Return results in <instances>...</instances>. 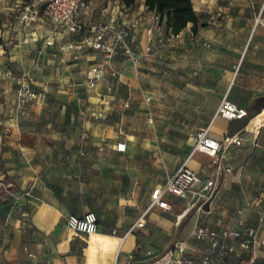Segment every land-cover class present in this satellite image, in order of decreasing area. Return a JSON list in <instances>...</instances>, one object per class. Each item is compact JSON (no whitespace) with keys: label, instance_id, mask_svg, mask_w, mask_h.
Listing matches in <instances>:
<instances>
[{"label":"rangeland","instance_id":"374dc122","mask_svg":"<svg viewBox=\"0 0 264 264\" xmlns=\"http://www.w3.org/2000/svg\"><path fill=\"white\" fill-rule=\"evenodd\" d=\"M46 2L0 0V85L5 93L0 95V111L5 103L13 108L16 123L9 131L12 126L17 128L16 141L23 143L21 152L29 159L0 160V177H4L0 179V221L7 213L26 211V199L38 201L50 194L49 190H56L58 195L65 188L74 187L83 180L86 169L89 177L100 172L117 174L124 192L131 185L143 189L144 185L153 188L166 183L182 160L197 152L194 133L208 127L205 123L212 119L223 95L228 92L238 103V99L248 96L243 82L250 68V50L247 48L245 53L244 49L253 43V33L264 29V0H251L249 4L241 0H213L217 8L208 14L214 15V19H202L208 25L198 35L188 33L177 38L163 34L164 40L172 42L168 46L171 57L163 54V79L157 76L162 75L161 70L152 71L148 64L140 63L137 72L125 54L108 59L100 51L89 49L87 53L92 56L101 54L99 62L109 73L96 88H91L85 85L82 69L73 67L72 60L67 59L68 51L73 50L67 49V42L79 45L83 38L67 33L52 37L51 22L44 16ZM86 3L87 0H82L83 9ZM143 33L144 30L138 36ZM227 40L231 43V53L226 48ZM45 46L55 50L49 56L51 62L37 70L29 63L33 59L32 51ZM223 62L230 66L226 83L224 74L228 72L224 73ZM115 65L124 71L123 82L114 80ZM28 72L32 91L44 93L45 97L19 103L20 89L27 83L24 74ZM67 75L71 79L63 85L60 81ZM129 79H136V85L131 87ZM130 88L141 96L139 103L128 101ZM60 90L70 91L69 97H73L56 98ZM146 96H151V103ZM255 111L250 110L249 115ZM113 122H119V127L115 126L117 134L111 142L93 147V128L111 127ZM134 123L147 131L137 137V144L130 146L128 138ZM119 140L128 142L127 152L115 151ZM68 141L70 147L66 145ZM83 147L90 151L89 155H81ZM32 156L46 160H40L44 164L39 165V160H30ZM50 157L53 160H47ZM38 173L37 179L26 177ZM60 173L71 176L63 177ZM202 214L206 213L200 217Z\"/></svg>","mask_w":264,"mask_h":264},{"label":"crops","instance_id":"0c3cea01","mask_svg":"<svg viewBox=\"0 0 264 264\" xmlns=\"http://www.w3.org/2000/svg\"><path fill=\"white\" fill-rule=\"evenodd\" d=\"M192 1L201 20L214 19V15L208 14L217 8L213 0ZM241 1L249 4L251 0ZM85 6L86 8L83 9L81 2L79 18L87 25V28L81 32L70 34L80 35L83 39L79 45H76L74 41H69L66 47L73 49L68 51L67 59L72 60L73 67L82 69V73L86 75V86H88L86 83L89 79L90 69L94 66L104 68L105 74L97 80L96 86L91 88H96L108 77L109 73L99 62L101 60L98 57L101 54L94 53L92 56L87 53L89 49L100 51L108 59L119 55H128L119 47H116L111 57L107 54L109 45L114 43V34L106 35V45L103 48L91 47L89 40L94 35L90 27L106 24L115 31H122L136 56L135 61L128 57L133 68L139 72L140 63L148 64L152 71L159 68L162 75L157 76L163 79V54L171 57V50L168 46L172 45L169 39V41L163 39V34L177 38H184L189 35L188 33L196 36L208 25L205 22L207 25L201 27L198 33L194 34L190 23L179 34H172L167 32L165 19L160 21L157 12L147 8L145 0H137L131 6H126L119 0H87ZM142 30L144 33L138 36ZM243 33H245L244 30ZM253 35L255 36L253 43L244 49L245 53L250 50L248 62L250 68L247 71L245 82H243L249 94L242 100L238 99V103L232 100L227 92L223 95L219 106L223 98L228 95L232 101L250 111L256 101L264 96V39H261L264 38V29H259ZM226 48L231 53L229 40H227ZM247 48L249 49L247 50ZM53 50L55 47L52 46H45L42 50H33V59L29 63L37 70L43 68L46 63L51 62L49 56L53 54ZM93 60H97V62L90 63ZM157 62L160 64L157 65ZM229 67L226 62L222 63L224 73L228 72V74H224V83L231 74ZM114 69L112 73L116 83L123 82L124 71L117 65ZM127 77L126 74V79H128ZM70 79L71 77L67 75L60 83L65 85ZM129 85L131 87L136 85V79H129ZM230 86L231 83L227 89ZM1 87L2 85H0V95L2 96L5 93L2 92ZM129 90L131 92H129L128 101L132 99L139 103L141 96L136 92L132 93V88ZM56 93L55 97L58 99L67 100V98L73 97L72 95L69 97L70 91L60 90ZM44 97V93H35L32 100L40 101ZM146 100L151 103V96H146ZM135 118L136 116H134ZM14 123H16V116L13 115V108L10 109V105L5 103L0 111V160H29L21 152V149H24L23 143L20 144L16 141L19 135L17 128L12 126L11 132L9 131L10 126ZM205 124L208 126L205 129L212 137L222 141L228 136L230 121L218 114V109L212 119ZM115 126L118 128L119 122H113L111 127L110 125L105 128L94 127L91 132L94 136L92 146L98 148L104 141L111 142L117 134ZM130 130L128 138L130 146L137 144V137L147 131L145 127L142 128L137 123H134ZM195 133L194 141L196 142ZM238 137L241 138L242 143L231 145L223 153L220 171H217L215 158L204 152H194L182 160V164L187 161V166L200 174L205 181L216 180L217 191L211 200L209 210L199 211L197 210L198 205L194 206V201L167 193L165 199L168 201L170 209L164 210L159 206H153L145 217V225L142 228L131 230L139 216L149 208L153 190L157 186L163 185V182L153 188L150 185H144L143 189L139 185H133V187L131 185L130 189L124 192L117 174L100 172L89 177L86 169L82 174L83 180L74 187H67L58 195L56 190H49L50 194L38 201L26 199V211L21 210L16 213H7V216L4 215L0 221V264H149L154 256L161 255L175 242H184L187 249L192 252L199 247L209 248L208 244L196 241L191 234L195 223L200 218H205L201 221L217 232L235 227L238 219L243 218L257 229V238L260 241L264 240V129L257 132L248 127L242 130ZM118 142H126L125 152H127L128 142L126 140ZM117 143L114 147L115 151L125 153L116 149ZM66 145L70 147L71 142L68 141ZM82 150H86V155L90 154L86 147H83ZM30 160H39L37 164L41 165L44 163L40 160L46 159L32 156ZM47 160L53 159L50 157ZM59 175L71 176L66 173ZM39 176L38 173L26 177L33 180ZM73 201L78 203L73 204ZM19 203L22 201L20 200ZM187 207L190 210L182 217V212ZM89 211H94L98 217V229L95 233L85 234L68 227L69 215L82 216ZM203 212L206 214H202L200 217ZM175 219L176 222H174ZM180 227L182 232H179ZM114 230H116L115 233H113ZM149 251L151 254H148ZM256 254L258 264H264V245L259 242L256 244ZM243 255L244 252L239 250L235 256H230L228 261H237ZM217 264H226V261H217Z\"/></svg>","mask_w":264,"mask_h":264},{"label":"built area","instance_id":"2783aa9c","mask_svg":"<svg viewBox=\"0 0 264 264\" xmlns=\"http://www.w3.org/2000/svg\"><path fill=\"white\" fill-rule=\"evenodd\" d=\"M81 2L82 0H47L44 15L52 23V37H62L65 33L75 34L87 28V25L79 18ZM90 30L94 35L89 40L91 47L96 49L103 48L106 45V35L114 34V43L109 45L107 54L111 57L116 47H119L124 50L132 61L136 60L135 53L122 31H115L106 24L94 25L90 27ZM104 74V68L92 67L86 84L90 87H95L97 80ZM24 79L27 83L20 89L19 103L30 101L35 96L30 87L29 72L24 74ZM248 112L246 108L232 101L228 95L223 98L218 108V114L229 121L242 118ZM248 127L257 132L264 129V110L251 119L247 125ZM239 133L227 136L220 141L212 137L207 129L201 128L195 133V150L214 157L217 171H220L222 169L220 161L223 153L231 145H240L242 143L241 138L238 137ZM126 148V142L117 143L116 149L119 152H125ZM81 154L86 155V150H82ZM227 169L229 170V168ZM215 189V179L205 181L200 174L189 168L187 161H185L166 183L157 186L153 190L151 205L139 216L131 230L142 228L145 225V217L148 210L153 206H159L164 210L170 209V205L165 199L167 193L194 201V206L198 205L197 210L201 211L203 204L211 198ZM189 210V207H187L181 216L184 217ZM67 225L72 230L93 234L98 229V217L94 211H89L82 216L71 214L68 217ZM115 232L116 230L113 231V233ZM191 234L196 241L208 244L209 248L199 247L192 252L187 249L184 242H175L164 253L154 256L149 264H217V261H226V264H258L256 244L259 242L264 245V240L260 241L257 238V229L243 218L238 219L235 227L226 228L222 232H217L211 226L198 219ZM239 250L244 252V255L240 256L237 261H228L230 256H235ZM148 254H151V252L149 251Z\"/></svg>","mask_w":264,"mask_h":264},{"label":"trees","instance_id":"16d2710c","mask_svg":"<svg viewBox=\"0 0 264 264\" xmlns=\"http://www.w3.org/2000/svg\"><path fill=\"white\" fill-rule=\"evenodd\" d=\"M126 6H131L137 0H119ZM150 11L159 15L160 21H166L167 32L179 34L188 24H192V32L197 34L201 27L207 24L199 18L192 0H145Z\"/></svg>","mask_w":264,"mask_h":264},{"label":"water","instance_id":"95a60500","mask_svg":"<svg viewBox=\"0 0 264 264\" xmlns=\"http://www.w3.org/2000/svg\"><path fill=\"white\" fill-rule=\"evenodd\" d=\"M253 109H255L256 111L252 115H249V112H248V114L242 118L230 120V130L228 132V136H233V135L241 132L245 128H247V125L249 124L251 119L254 118L256 115H258L259 113H261L264 110V96L256 101V104L254 105ZM232 122H233V125H231ZM3 178H4L3 176L0 177L1 180ZM216 191H217V188L214 190L211 198L203 204L204 210H206V211L209 210L211 200L215 196Z\"/></svg>","mask_w":264,"mask_h":264}]
</instances>
